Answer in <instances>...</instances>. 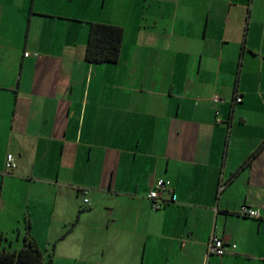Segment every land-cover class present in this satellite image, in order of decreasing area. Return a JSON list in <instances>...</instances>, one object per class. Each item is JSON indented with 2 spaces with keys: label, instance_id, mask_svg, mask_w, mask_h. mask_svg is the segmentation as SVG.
<instances>
[{
  "label": "crops",
  "instance_id": "obj_1",
  "mask_svg": "<svg viewBox=\"0 0 264 264\" xmlns=\"http://www.w3.org/2000/svg\"><path fill=\"white\" fill-rule=\"evenodd\" d=\"M254 2L0 0L1 248L29 222L63 264H264V58L262 104L224 78ZM90 23L123 28L117 64L86 60ZM212 236L236 250L210 255Z\"/></svg>",
  "mask_w": 264,
  "mask_h": 264
},
{
  "label": "trees",
  "instance_id": "obj_2",
  "mask_svg": "<svg viewBox=\"0 0 264 264\" xmlns=\"http://www.w3.org/2000/svg\"><path fill=\"white\" fill-rule=\"evenodd\" d=\"M123 41H124L123 28L114 25L90 23V31H89V37L86 47V60L93 64H117L121 56ZM159 180H164V179H159ZM164 181L169 182L170 185L169 187H167L166 190L162 192L171 191V182L168 180H164ZM157 182L155 186L157 185ZM174 197L175 196H173V200H175ZM162 203H163L162 208H164V206H166V202L163 201ZM151 208H152V204H151ZM154 211H159V210H154ZM77 222L78 220H76V223ZM26 228H27L26 229L27 233L23 237V243L18 250H8L5 247L1 248V243H0V264H54L53 254H46L44 251H42L39 248L36 242L30 237L29 222L27 223ZM66 235L67 234H65L62 237V239H64ZM1 241H5V240H3L2 237H0V242ZM54 247L55 244H53V249Z\"/></svg>",
  "mask_w": 264,
  "mask_h": 264
},
{
  "label": "rangeland",
  "instance_id": "obj_3",
  "mask_svg": "<svg viewBox=\"0 0 264 264\" xmlns=\"http://www.w3.org/2000/svg\"><path fill=\"white\" fill-rule=\"evenodd\" d=\"M254 10H253V16L251 19V25H250V31L245 32L246 36L244 38V42H245V52H244V56L242 57V64L241 67L239 65L240 61H239V56H235V59L233 61V63H231L229 66H227V70L225 67V73L224 74V78L229 81V87L232 90L236 81V78L238 76V72H239V68L241 71L240 74V81L239 84L240 87H247L249 88L252 92V103L256 104H262L260 102V99L258 100V98L255 96L256 93L255 92H259L257 89V81L259 79L258 76V68L256 63L252 64L250 66V68H248V64L249 61H259V58H257L256 56L258 54L261 55V58H264V0H255L254 2V6H253ZM248 32H249V40H247V36H248ZM241 44V43H240ZM239 44V45H240ZM246 56V61L243 62V59ZM230 90V91H231ZM264 90V88H263ZM232 92V91H231ZM264 94V93H263ZM251 99V100H252ZM256 100V101H255ZM263 103H264V95L262 97ZM22 240H20L19 242L21 243ZM54 243V241L52 242V244ZM50 245V247H52L53 250V245ZM55 258V257H54ZM55 260L57 261V264H63V258H55Z\"/></svg>",
  "mask_w": 264,
  "mask_h": 264
},
{
  "label": "built area",
  "instance_id": "obj_4",
  "mask_svg": "<svg viewBox=\"0 0 264 264\" xmlns=\"http://www.w3.org/2000/svg\"><path fill=\"white\" fill-rule=\"evenodd\" d=\"M27 56L29 54H26ZM213 102L214 103H220L222 100L218 97L215 96L213 97ZM235 103H241L242 98L238 97L234 101ZM220 122V119L217 120ZM17 168V164L15 162V158L12 154H9L6 158V169L13 171ZM170 183L164 180H159L157 182V185L148 193V199L151 201L152 204V209L153 210H160L163 205V201L161 199V193L162 191L166 190L167 187H169ZM87 192L84 190L82 191V194H86ZM175 199V197H174ZM83 202L85 205L90 206V200L88 198H84ZM239 215L247 218H253V219H258L260 218V213L258 209L253 208L250 205H243L240 210H239ZM237 246L236 245H231L228 246L227 243L216 236H212L210 239L207 250L210 255H216L218 257H223L227 254H230L236 250Z\"/></svg>",
  "mask_w": 264,
  "mask_h": 264
}]
</instances>
